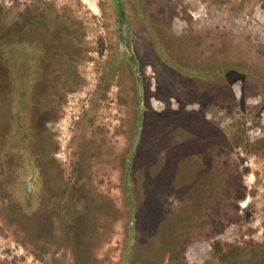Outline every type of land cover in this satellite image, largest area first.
I'll list each match as a JSON object with an SVG mask.
<instances>
[{
    "label": "rangeland",
    "instance_id": "obj_1",
    "mask_svg": "<svg viewBox=\"0 0 264 264\" xmlns=\"http://www.w3.org/2000/svg\"><path fill=\"white\" fill-rule=\"evenodd\" d=\"M0 264H264V0H0Z\"/></svg>",
    "mask_w": 264,
    "mask_h": 264
},
{
    "label": "crops",
    "instance_id": "obj_2",
    "mask_svg": "<svg viewBox=\"0 0 264 264\" xmlns=\"http://www.w3.org/2000/svg\"><path fill=\"white\" fill-rule=\"evenodd\" d=\"M15 69H16V68H15ZM21 75H22V73H21ZM9 76H11V75H9ZM9 81H10L11 85H13L11 79H9ZM19 81H20L21 84H20V86H18V87H19V88H22V87H23V86H22V84H23V82H22V81H23L22 77L19 79Z\"/></svg>",
    "mask_w": 264,
    "mask_h": 264
}]
</instances>
